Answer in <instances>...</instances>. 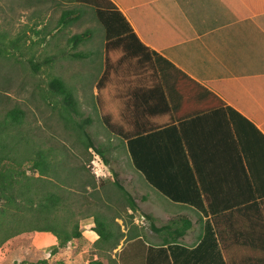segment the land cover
I'll return each mask as SVG.
<instances>
[{
    "label": "crops",
    "instance_id": "crops-1",
    "mask_svg": "<svg viewBox=\"0 0 264 264\" xmlns=\"http://www.w3.org/2000/svg\"><path fill=\"white\" fill-rule=\"evenodd\" d=\"M109 1L141 46L134 44L110 69L104 119L124 136L152 133L142 153L148 169L156 184L186 199L163 200L139 178L155 204L169 207L153 218L190 222L176 240L187 251L173 246V257L163 234L153 232L155 245L142 236L143 264H160L167 254L170 264H264V0ZM95 112L99 121L96 106ZM88 234L96 240L93 230ZM79 238L50 255L55 238L34 232L26 249L3 245L0 264H9L6 247L20 248V259L31 250L86 264L99 253L83 256ZM130 241L121 238L109 258L120 264L118 254Z\"/></svg>",
    "mask_w": 264,
    "mask_h": 264
},
{
    "label": "rangeland",
    "instance_id": "rangeland-1",
    "mask_svg": "<svg viewBox=\"0 0 264 264\" xmlns=\"http://www.w3.org/2000/svg\"><path fill=\"white\" fill-rule=\"evenodd\" d=\"M64 9L72 10V15L77 17L67 25L59 26L58 18ZM84 30L89 32V37L74 49L89 52L88 56L82 59L59 56L61 49L72 51L69 36ZM0 34L3 35V44L0 42V118L8 109L20 108L23 111L20 134L34 147L52 148L62 160V166L66 168V173L68 171L66 176L65 172L61 174L62 179L64 185L75 191L74 208L84 234L76 247L82 248L83 256L89 255L88 258L95 252L108 259L103 251L93 249L95 237L91 239L88 234L93 228L92 216L106 211L108 216H115L113 220L117 229L124 230V233L135 230L149 244L155 245L158 237L150 230L144 212L153 221L157 209L170 213L169 207L155 204L149 190L153 194L158 193L144 183L140 174L131 167L124 147L116 146L117 141L108 138L110 134L98 121L95 112L92 92L102 67L100 49L103 29L95 18L93 8L84 4L73 5L64 0H0ZM51 55L58 56L53 62L44 63L43 59ZM52 76L61 77L72 90L78 110L73 122L91 118L89 125H83L84 130L95 145L105 149V162L92 149L83 146L80 132L72 123H64L71 122L68 116L63 117L62 121L59 97L51 96L47 90V81ZM139 178L149 190L141 187ZM113 179L134 198L137 205L134 212L127 208ZM143 196H147L148 201ZM1 202L3 199L0 196ZM156 219L158 222L154 220V224L169 222L160 215ZM4 252L10 258L9 264L11 258L16 262L21 257L20 248L6 247ZM170 262L167 254L160 264Z\"/></svg>",
    "mask_w": 264,
    "mask_h": 264
},
{
    "label": "trees",
    "instance_id": "trees-1",
    "mask_svg": "<svg viewBox=\"0 0 264 264\" xmlns=\"http://www.w3.org/2000/svg\"><path fill=\"white\" fill-rule=\"evenodd\" d=\"M64 1L73 5H90L94 10L96 20L103 29V43L101 45L103 69L94 83L96 89L94 105L97 107L103 127L109 132L110 138L117 141L116 146L124 147L132 168L140 173L153 189L170 201L186 200L184 197L172 195L168 189L156 184L153 172L149 170L151 167L148 169L142 153L147 144L153 143L152 133L124 136L114 130L104 119L103 88L110 69L116 63L126 59L124 56L134 44L141 46L130 25L109 0ZM72 13V10L64 9L59 15L58 25H67L74 20L77 16L72 15ZM88 37L89 32L87 30L71 34L68 42L72 51L61 49L58 55L70 59L87 57L89 52H79L74 47ZM0 42L3 44V35L1 34ZM143 48L148 51L149 55L157 57L154 52L147 50L145 47ZM58 55L46 57L43 59L44 63L53 62ZM47 90L51 96L59 97L58 107L62 121L63 117L68 116V121L71 122H63L65 124L72 123L80 132V141L83 146L86 149H92L105 162L103 157L105 149L95 145L92 138L84 130L83 125H89L91 118L85 117L73 122L74 115H77L78 110L72 90L58 76H52L47 81ZM53 103L55 104L56 101L53 100ZM22 117L23 111L18 107H12L5 111L0 118V196L3 199V202L0 203V248L11 242L12 247L20 246L22 249H26V247H29L32 233L48 232L56 241L55 245L50 248L49 254L51 255L81 236L80 217L76 215L77 212L74 208L75 191L72 187L64 185L61 174L65 172L66 176L68 171L66 173V168L62 166L63 162L56 152L50 147H34L28 139L20 134ZM113 183L120 191L121 197L126 201L127 208L134 212L137 209L134 198L116 179H113ZM190 205L196 208L200 207L198 202ZM103 206L106 207V205ZM106 213L107 211L97 212L92 216V230L97 236L93 243L94 247L101 249L108 259H104L99 254L96 258L90 257L86 264H116L114 260L112 261L109 258L108 253L116 247L121 238H123V241H131L118 254L120 264H143L145 261L144 254L139 248V246L144 245L142 234L135 230L122 232L119 228L117 229V224L113 220L115 216L111 217ZM144 216L149 220L148 226L152 232L164 235L165 248L171 257H173L171 251L173 246L187 251L186 248L178 246L176 243L177 238L181 237L190 226V222L186 217L180 216L169 220L167 224L156 226L148 214H144ZM15 264L64 263L61 259L49 260L33 254L31 250H26L22 252V258Z\"/></svg>",
    "mask_w": 264,
    "mask_h": 264
}]
</instances>
